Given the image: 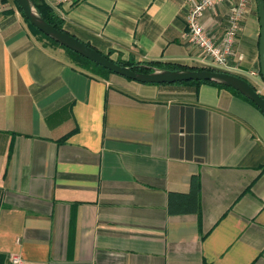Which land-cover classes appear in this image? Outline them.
I'll use <instances>...</instances> for the list:
<instances>
[{"label": "crops", "instance_id": "obj_1", "mask_svg": "<svg viewBox=\"0 0 264 264\" xmlns=\"http://www.w3.org/2000/svg\"><path fill=\"white\" fill-rule=\"evenodd\" d=\"M43 1L114 61L208 68L183 0ZM6 3L0 264H264V114L218 84L92 75ZM233 3L203 19L216 40ZM260 38L249 0L231 73L264 96Z\"/></svg>", "mask_w": 264, "mask_h": 264}, {"label": "water", "instance_id": "obj_2", "mask_svg": "<svg viewBox=\"0 0 264 264\" xmlns=\"http://www.w3.org/2000/svg\"><path fill=\"white\" fill-rule=\"evenodd\" d=\"M23 14L31 25L61 46L102 66L112 73L144 84H177L183 82H213L229 87L252 101L264 114V99L256 88L245 78L234 73L209 70H163L154 68L150 73H137L130 67L122 66L106 58L96 49L65 31H60L49 24L38 12L32 0H17ZM261 25L260 62L264 80V0H257Z\"/></svg>", "mask_w": 264, "mask_h": 264}, {"label": "built area", "instance_id": "obj_3", "mask_svg": "<svg viewBox=\"0 0 264 264\" xmlns=\"http://www.w3.org/2000/svg\"><path fill=\"white\" fill-rule=\"evenodd\" d=\"M71 0H52L55 5H66ZM188 7L186 18V29L182 35L183 40L199 48L208 61V68L220 72L231 73V57L234 55V45L237 42L238 33L241 29V23L245 19L249 0H183ZM233 6L229 11L227 27L223 36L216 40L209 33L203 24L206 13L216 7L232 2ZM6 0H0V16L8 10ZM11 264H25L20 255L11 257Z\"/></svg>", "mask_w": 264, "mask_h": 264}, {"label": "trees", "instance_id": "obj_4", "mask_svg": "<svg viewBox=\"0 0 264 264\" xmlns=\"http://www.w3.org/2000/svg\"><path fill=\"white\" fill-rule=\"evenodd\" d=\"M6 2H7V0H6ZM13 2H14V5H15L16 9L22 15V17L27 22V24L32 29V31L40 38V40L41 41L45 40V41L49 42V45L64 49L65 52L67 53L70 61L72 63H74L77 67H79L80 69H82V70H84L86 72H89L92 75L101 77L103 79H106L111 74H114L111 71L103 68L102 66H99V65L93 63L92 61L84 58L83 56H81V55H79V54H77V53H75V52H73V51L61 46L57 42L53 41L52 39H50L49 37H47L46 35L41 33L38 29H36L33 25H31L29 23V21L26 19V17L23 14V12H22L17 0H13ZM32 2L35 5V7L38 10V12L41 14V16L49 24H51L53 27H55L56 29H58L60 31L67 32L65 30V28H64L65 21L55 12V10L51 6H49L43 0L42 1H40V0H32ZM85 44H87L88 46L94 48L89 43H85ZM45 45L47 46V44H45ZM94 49H96V48H94ZM98 52H100V51H98ZM100 53L103 54L102 52H100ZM103 55L106 58L112 60L109 54H103ZM112 61H114V60H112ZM114 62L119 64V65H122V66L130 67L132 70H134L137 73H150V72H152L154 70V68L163 69V70H172V71H175V70H209V71H217V70L212 69V68H193V67H187V66H182V65H178V64H171V63H165V62H159V61L135 62L134 60H129V61L118 60V61H114ZM208 83L209 84H215L213 82H197V81L183 82V83H177V84L200 85V84H208ZM220 86H222V85H220ZM222 87H225V86H222ZM225 88L231 90L235 95L247 100L248 102L252 103L255 107H257L252 101H250L249 99H247L245 96H243L239 92L235 91L234 89L229 88V87H225ZM262 97L264 99V96H262Z\"/></svg>", "mask_w": 264, "mask_h": 264}, {"label": "rangeland", "instance_id": "obj_5", "mask_svg": "<svg viewBox=\"0 0 264 264\" xmlns=\"http://www.w3.org/2000/svg\"><path fill=\"white\" fill-rule=\"evenodd\" d=\"M42 42H44V44H47V46H49V42H47V41H42ZM50 46H52V45H50ZM65 55H66V57L69 59V57H68V55H67V53H65Z\"/></svg>", "mask_w": 264, "mask_h": 264}]
</instances>
